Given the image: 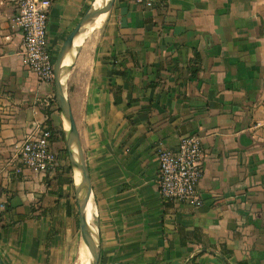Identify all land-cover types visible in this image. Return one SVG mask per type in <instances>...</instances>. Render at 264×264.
Wrapping results in <instances>:
<instances>
[{"label":"crops","instance_id":"crops-1","mask_svg":"<svg viewBox=\"0 0 264 264\" xmlns=\"http://www.w3.org/2000/svg\"><path fill=\"white\" fill-rule=\"evenodd\" d=\"M94 1L52 0L54 62ZM16 9L0 0V253L6 264H80L67 120L55 83L19 53ZM105 18L65 83L99 264H264V0H116ZM35 123L52 128L58 154L46 173L18 171ZM187 134L203 141L199 207L163 200L157 185L158 147Z\"/></svg>","mask_w":264,"mask_h":264},{"label":"built area","instance_id":"built-area-1","mask_svg":"<svg viewBox=\"0 0 264 264\" xmlns=\"http://www.w3.org/2000/svg\"><path fill=\"white\" fill-rule=\"evenodd\" d=\"M143 7H159L166 0H128ZM52 0H17L13 24L21 34L19 53L25 65L39 79L54 84V60L48 42V21ZM52 133L48 126L33 124V129L19 147L23 169L48 172L54 170L58 154L51 148ZM159 172L157 185L163 200H175L199 207L203 199L199 184L204 175V148L202 137L187 134L181 137L176 149L158 147Z\"/></svg>","mask_w":264,"mask_h":264},{"label":"water","instance_id":"water-1","mask_svg":"<svg viewBox=\"0 0 264 264\" xmlns=\"http://www.w3.org/2000/svg\"><path fill=\"white\" fill-rule=\"evenodd\" d=\"M115 1L116 0H109L106 5L100 8H96L93 5L84 14L80 22L76 25V27L68 35L54 63V72H55L54 83H55L56 101L64 117L69 123V129L67 132V144H68L69 151H70L71 163H72L73 168L75 170L79 169L82 174V179L79 185L77 186L79 222H80L82 238L85 244L88 246L89 251L92 256L91 264H99L100 257H101L100 247L91 230V226H90L88 215H87V209H88V205H89V201H90L91 193H92L91 180H90L89 173L86 167L84 150L81 145L77 124H76V121H75V118H74V115L71 109L70 102L66 95L65 84L62 82V73L65 69L63 66V61L67 53L74 46V41L76 37L81 33L82 29L84 28V25L88 23L89 21L93 20L95 17L103 13L110 12L111 9L113 8ZM73 147L76 150V155L73 152ZM0 264H6L1 253H0Z\"/></svg>","mask_w":264,"mask_h":264},{"label":"bare ground","instance_id":"bare-ground-1","mask_svg":"<svg viewBox=\"0 0 264 264\" xmlns=\"http://www.w3.org/2000/svg\"><path fill=\"white\" fill-rule=\"evenodd\" d=\"M109 0H95L94 1V6L96 8H100L103 7L104 5H106L108 3ZM107 13H103L97 17H95L93 20L89 21L88 23H86L84 25V28L82 29L81 33L76 37L75 41H74V46L72 47V49L67 53L64 61H63V66H64V71L62 73V82L65 84L66 83V79H67V74H68V70L67 69L69 66H72L71 64L74 61V57H75V53H76V47L78 45H80L83 42L84 36L92 31H95L96 29H99L104 20L106 19ZM67 127L69 128V123L67 121ZM82 179V174L81 171L79 169H76V180L77 183H80ZM92 194V193H91ZM87 215L88 218H90V208L87 209ZM82 247L83 251L81 250L82 253H80V264H91V260H92V256L91 253L89 251V248L86 244H84ZM82 249V248H81Z\"/></svg>","mask_w":264,"mask_h":264},{"label":"trees","instance_id":"trees-1","mask_svg":"<svg viewBox=\"0 0 264 264\" xmlns=\"http://www.w3.org/2000/svg\"><path fill=\"white\" fill-rule=\"evenodd\" d=\"M51 130H52V128H51Z\"/></svg>","mask_w":264,"mask_h":264}]
</instances>
